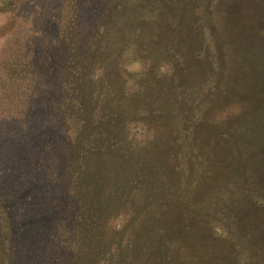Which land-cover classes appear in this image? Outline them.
I'll use <instances>...</instances> for the list:
<instances>
[{"label": "trees", "instance_id": "obj_1", "mask_svg": "<svg viewBox=\"0 0 264 264\" xmlns=\"http://www.w3.org/2000/svg\"><path fill=\"white\" fill-rule=\"evenodd\" d=\"M130 1L0 0V264H177L164 216L183 193L179 154L203 147L131 134L118 50ZM263 126L259 114L230 128L227 153H246ZM167 148H177L176 178Z\"/></svg>", "mask_w": 264, "mask_h": 264}, {"label": "rangeland", "instance_id": "obj_2", "mask_svg": "<svg viewBox=\"0 0 264 264\" xmlns=\"http://www.w3.org/2000/svg\"><path fill=\"white\" fill-rule=\"evenodd\" d=\"M128 4L133 9L123 18L133 21H124L130 32L118 50L120 85L136 112L131 134L142 145L197 139L203 147L201 154H179L184 158L183 193L174 191L164 216L177 264H264V126L255 129L262 138L248 142L246 153L226 151L230 128L235 134L240 124L264 114V0ZM219 42L229 48L230 59L226 73L221 72L230 75L222 78L217 59L226 50ZM216 80L226 88L219 90ZM187 102L192 107L188 115L181 113ZM193 113L198 117L194 124ZM169 148L166 166L176 178L177 148Z\"/></svg>", "mask_w": 264, "mask_h": 264}]
</instances>
